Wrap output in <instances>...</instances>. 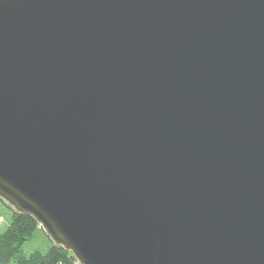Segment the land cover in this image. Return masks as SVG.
<instances>
[{"label": "water", "instance_id": "obj_1", "mask_svg": "<svg viewBox=\"0 0 264 264\" xmlns=\"http://www.w3.org/2000/svg\"><path fill=\"white\" fill-rule=\"evenodd\" d=\"M0 199L80 264H264V0H0Z\"/></svg>", "mask_w": 264, "mask_h": 264}, {"label": "trees", "instance_id": "obj_2", "mask_svg": "<svg viewBox=\"0 0 264 264\" xmlns=\"http://www.w3.org/2000/svg\"><path fill=\"white\" fill-rule=\"evenodd\" d=\"M0 202L9 209L11 220L7 229L0 234V264H76L77 259L72 252L51 241L46 252L35 250L26 254L23 250L25 243L32 239L40 228L36 219L15 211L7 202Z\"/></svg>", "mask_w": 264, "mask_h": 264}, {"label": "rangeland", "instance_id": "obj_3", "mask_svg": "<svg viewBox=\"0 0 264 264\" xmlns=\"http://www.w3.org/2000/svg\"><path fill=\"white\" fill-rule=\"evenodd\" d=\"M8 210L9 209L0 202V234L7 229L11 220V215ZM50 245L51 239L46 234V232L40 227L36 231L34 237L25 243L23 250L27 255L34 252L35 250L46 252ZM11 264L16 263L15 261H11Z\"/></svg>", "mask_w": 264, "mask_h": 264}, {"label": "built area", "instance_id": "obj_4", "mask_svg": "<svg viewBox=\"0 0 264 264\" xmlns=\"http://www.w3.org/2000/svg\"><path fill=\"white\" fill-rule=\"evenodd\" d=\"M59 264H61V263H59ZM76 264H80V263L77 262Z\"/></svg>", "mask_w": 264, "mask_h": 264}, {"label": "crops", "instance_id": "obj_5", "mask_svg": "<svg viewBox=\"0 0 264 264\" xmlns=\"http://www.w3.org/2000/svg\"><path fill=\"white\" fill-rule=\"evenodd\" d=\"M9 211V210H8ZM10 213V212H9Z\"/></svg>", "mask_w": 264, "mask_h": 264}]
</instances>
